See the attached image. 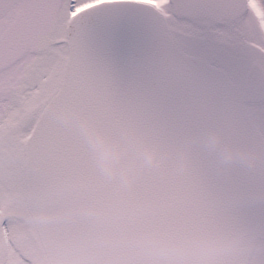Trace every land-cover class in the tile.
Here are the masks:
<instances>
[{
	"label": "snow or ice",
	"instance_id": "obj_1",
	"mask_svg": "<svg viewBox=\"0 0 264 264\" xmlns=\"http://www.w3.org/2000/svg\"><path fill=\"white\" fill-rule=\"evenodd\" d=\"M0 264H264V0H0Z\"/></svg>",
	"mask_w": 264,
	"mask_h": 264
},
{
	"label": "clouds",
	"instance_id": "obj_2",
	"mask_svg": "<svg viewBox=\"0 0 264 264\" xmlns=\"http://www.w3.org/2000/svg\"><path fill=\"white\" fill-rule=\"evenodd\" d=\"M148 157L150 160L155 161L157 158V152L154 149H149L148 150Z\"/></svg>",
	"mask_w": 264,
	"mask_h": 264
}]
</instances>
